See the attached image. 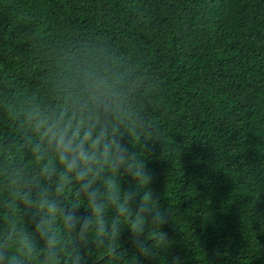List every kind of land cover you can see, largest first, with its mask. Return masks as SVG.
<instances>
[{
    "label": "trees",
    "instance_id": "16d2710c",
    "mask_svg": "<svg viewBox=\"0 0 264 264\" xmlns=\"http://www.w3.org/2000/svg\"><path fill=\"white\" fill-rule=\"evenodd\" d=\"M93 64L139 84L137 106L164 143L137 151L169 247L144 258L124 226L116 253L90 243L87 264H264V0H0V231H35L22 203L5 208L3 168L38 169L5 105L62 104ZM61 199L74 203L75 188Z\"/></svg>",
    "mask_w": 264,
    "mask_h": 264
},
{
    "label": "clouds",
    "instance_id": "9594fccd",
    "mask_svg": "<svg viewBox=\"0 0 264 264\" xmlns=\"http://www.w3.org/2000/svg\"><path fill=\"white\" fill-rule=\"evenodd\" d=\"M138 88L116 65H85L62 104L5 105L38 169L22 163L3 168L13 197L5 208L15 212L22 203L35 231L15 222L0 231V264H87L90 243L116 253L124 226L142 257L155 259L168 249L162 228L169 216L153 197L152 175L137 151L163 142L153 140L156 125L141 115ZM121 173L134 182L128 190L118 183ZM73 187L76 201L65 206L61 198ZM110 209L115 216L106 219ZM172 264H180L179 257Z\"/></svg>",
    "mask_w": 264,
    "mask_h": 264
}]
</instances>
